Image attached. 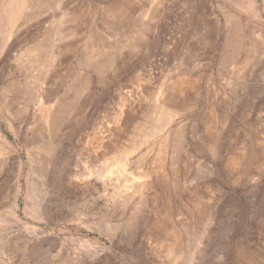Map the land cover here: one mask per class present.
Listing matches in <instances>:
<instances>
[{
    "label": "rangeland",
    "instance_id": "obj_1",
    "mask_svg": "<svg viewBox=\"0 0 264 264\" xmlns=\"http://www.w3.org/2000/svg\"><path fill=\"white\" fill-rule=\"evenodd\" d=\"M0 264H264V0H0Z\"/></svg>",
    "mask_w": 264,
    "mask_h": 264
}]
</instances>
